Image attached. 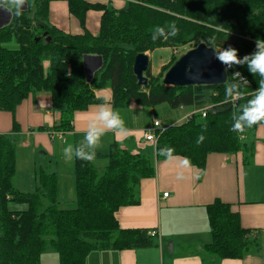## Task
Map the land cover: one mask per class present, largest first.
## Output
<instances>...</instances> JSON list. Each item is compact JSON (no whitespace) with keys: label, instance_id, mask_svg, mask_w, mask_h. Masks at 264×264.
<instances>
[{"label":"trees","instance_id":"trees-1","mask_svg":"<svg viewBox=\"0 0 264 264\" xmlns=\"http://www.w3.org/2000/svg\"><path fill=\"white\" fill-rule=\"evenodd\" d=\"M54 1L33 0L20 16L13 12L10 23L0 28V111L13 115L32 94L47 93L60 114L53 129L66 134L73 130L75 114L103 102L96 90L111 91L110 104L115 111L126 110L131 102L146 108L166 105L196 111L212 105L213 110L205 118L195 113L187 121L166 127L153 156L131 153L112 142L97 150L92 162L74 158L75 199L64 208L57 200L56 177L44 166L34 171L32 193L14 187L16 145L10 136L1 135L0 264H40L39 259L50 248L58 264H86L95 250L151 246L153 240L146 230L121 229L116 215L120 209L141 202V181L155 176V160L165 159L157 155L158 150L171 147L174 156L189 158L198 170L205 168L210 154L241 153L243 163H247L256 129L262 127L264 132V124L245 128L243 138L232 130L233 112L251 99L258 87L259 76H252L246 65L229 70L227 82L215 86H164V74L179 60L174 55L156 77L148 68L144 73L146 87L137 85L132 72L137 54L162 48L177 50L195 41H204L216 50L231 46L241 58L251 54L256 39L264 40V0H127L125 8L118 11L86 0H64L69 14L83 29L85 13L102 12L97 34L84 30L79 36L48 24L49 4ZM171 24L178 29L176 36L151 39L157 26L167 33ZM221 25L222 31L218 30ZM86 56L102 60L90 81L83 65ZM234 71L248 83L234 80ZM232 82L241 83L243 94L233 104L225 97V86ZM13 131H18L16 122ZM201 135L204 140L197 144ZM17 206L25 209L13 208ZM205 211L212 240L202 247L203 253L221 260H239L247 252L260 250L259 232L244 228L232 205L216 199Z\"/></svg>","mask_w":264,"mask_h":264},{"label":"crops","instance_id":"crops-1","mask_svg":"<svg viewBox=\"0 0 264 264\" xmlns=\"http://www.w3.org/2000/svg\"><path fill=\"white\" fill-rule=\"evenodd\" d=\"M86 1L89 4L105 5L116 11L124 9L128 2L127 0ZM32 2L33 0H26L24 10L27 4ZM85 14L83 29L78 20L69 14L67 2L56 0L49 4L48 24L73 36L82 35L84 30L92 35L97 34L102 12L88 11ZM11 15L12 13L0 9V28L10 23ZM158 51L169 52L166 62L168 63L173 54L172 50L162 48ZM145 55L149 58L151 53L146 52ZM44 65L46 66V63ZM83 65L88 81L102 66L97 56L84 57ZM163 65L160 66L158 73L150 68L151 76L156 77ZM94 93L103 100L106 97L108 103H111L112 93L109 89L96 90ZM129 108L136 111L141 106L131 102L127 109ZM138 110L136 112H140V109ZM15 111L13 115L0 111V136H10L16 145L15 174L12 178L14 187L19 192L32 193L35 189L34 171L37 167L44 166L56 177L59 205L72 204L74 202L73 159L68 160L72 162L71 171L68 169L64 171L55 157L57 153H62L63 156L62 150L68 144L76 145L83 139L85 114L94 112L95 107L92 106L86 112L75 114L71 123L73 130L64 134L60 140L52 138V134L57 132L53 127L58 124L60 114L47 93L32 94ZM194 111L196 110L191 108L190 112L184 114L180 120L184 121L186 115ZM154 120L160 121L157 117L154 119L152 117L141 132L133 131L132 126L125 124L128 133L124 137L118 138L111 132L107 133L97 150L115 142L121 149L131 153L153 155V147L144 140L143 132ZM14 122L18 126L17 132L13 131ZM160 123L162 125L161 121ZM40 128L44 129L38 130ZM67 136L74 138V142L65 139ZM263 140V129L258 127L254 142L256 143L255 158L247 163H243L241 153L237 156L210 154L203 170L193 166L187 169L180 168L178 160L168 162L164 159L157 162L155 176L140 183L138 195L141 202L137 206L120 209L116 215L121 229L157 231L158 236L152 239L153 244L122 251L95 250L89 254L86 264H264ZM49 160L54 162V167L50 171ZM180 173H183V179L178 178ZM163 193H168V197L163 198ZM216 199L232 205L233 210L239 214L244 228L259 232L261 246L259 251L247 252L239 260H221L203 253L202 247L212 240L205 209ZM39 260L40 264H58L56 253L51 251L45 252Z\"/></svg>","mask_w":264,"mask_h":264},{"label":"clouds","instance_id":"clouds-1","mask_svg":"<svg viewBox=\"0 0 264 264\" xmlns=\"http://www.w3.org/2000/svg\"><path fill=\"white\" fill-rule=\"evenodd\" d=\"M26 0H0V9L8 13L20 16ZM169 32L165 28L157 26L151 35L153 41L165 36H176L178 29L174 24L169 25ZM218 30H223L222 25ZM209 43H212L211 41ZM207 48V47H206ZM215 59L224 67L225 73L237 66H247L248 72L256 77L259 76L258 87L252 93V98L246 103L239 105L237 110L232 114V130L242 133L245 128H251L257 124H264V40L257 38L255 41V50L242 58L238 55V50L229 46L220 47L219 50L212 49ZM234 80L247 82L239 71L232 73ZM240 82L228 83L225 86V97L227 101H236L243 98L240 90ZM95 111L85 114V128L83 139L76 145L68 144L63 148V155L66 159H79L82 161L92 162L95 160L96 151L101 147L102 138L109 132L116 137H124L128 133L125 122L119 112L115 111L105 97L103 102L95 105ZM151 139V136L148 137ZM203 135L197 139V144L202 143ZM174 149L168 146L158 150L157 155L165 157L168 162L179 161V167L187 169L191 167L190 160L187 157L174 156ZM183 179V173L178 175Z\"/></svg>","mask_w":264,"mask_h":264},{"label":"water","instance_id":"water-1","mask_svg":"<svg viewBox=\"0 0 264 264\" xmlns=\"http://www.w3.org/2000/svg\"><path fill=\"white\" fill-rule=\"evenodd\" d=\"M8 24V22H7ZM5 24V25H7ZM37 39L36 41H38ZM50 39L48 38V41ZM207 47V48H206ZM213 48L204 43L189 50L177 60L172 67L164 74L162 84L166 87H187V86H215L227 82V73L214 57ZM102 65V60L97 57ZM149 58L145 53L135 56L132 72L137 79L138 86L146 87L148 79L144 73L149 68ZM86 74V73H85Z\"/></svg>","mask_w":264,"mask_h":264},{"label":"rangeland","instance_id":"rangeland-1","mask_svg":"<svg viewBox=\"0 0 264 264\" xmlns=\"http://www.w3.org/2000/svg\"><path fill=\"white\" fill-rule=\"evenodd\" d=\"M201 43H204V41H195L193 42L192 45L190 46H185L182 48H179L177 50H172L174 56L178 57V59L184 55L186 52H188L189 50H191L192 46L195 45H199ZM205 44V43H204ZM169 58V52H159L157 51H153L151 52V55L149 57V63H150V68L152 71H154L155 73H158L159 68L161 65H163L164 63L167 62ZM140 107V106H139ZM138 109H140V112H136L139 111ZM136 109H127L126 110H116L117 112L120 113V115L122 116V119L124 120L126 126H132L133 127V131H143L144 126L148 125V123L150 122L151 118L153 117H157L161 122L162 125L164 126V128L170 126V125H174V124H179L181 122H184L181 119V117L184 116V114H186L187 112H190L191 108H183L180 106V108L177 109H171L168 108L166 105H159L157 107H153V109L150 108H145V107H141ZM128 110V111H127ZM187 121V120H185ZM70 136L65 137V139H67L69 142H74V138H69ZM264 142V140H263ZM58 144V143H57ZM256 144V143H255ZM57 146H55L56 149ZM154 150V149H153ZM255 145H254V149L252 151L251 155H247V160H251L253 161L255 158ZM154 155V153H153ZM151 155V156H153ZM57 158V162L59 164V166L61 167L62 170L66 171L68 169V171H71V161H68V159H66L64 157V155L62 156V153H57L56 157ZM157 162H160V160L156 161L155 160V169H156V165ZM54 167V162L49 160V165H48V169L49 171ZM67 196L69 197V195L67 194ZM72 198L74 201V190L72 191ZM71 203H65L64 205H60V207L64 208V207H70ZM14 209H25L24 206H17V207H13ZM51 251L52 253L53 250L47 249L46 252Z\"/></svg>","mask_w":264,"mask_h":264},{"label":"built area","instance_id":"built-area-1","mask_svg":"<svg viewBox=\"0 0 264 264\" xmlns=\"http://www.w3.org/2000/svg\"><path fill=\"white\" fill-rule=\"evenodd\" d=\"M221 67L224 70V67L222 65H221ZM241 82H243V81H241ZM247 83L248 82H243V84H247ZM231 103L233 104V103H235V101L234 102L231 101ZM212 110H213V106L212 105H207L206 107H203V108H201V109H199L197 111H194V112L189 113L188 115H186L185 120H189L192 117V115L195 114V113H199V114H201V117L205 118L206 114L209 111H212ZM164 129L165 128L161 125L160 121L154 120L152 122L151 126L149 128H147L143 132V138H144V140L146 142L150 143L152 145V147H153L154 150L156 148L155 146H157V142H158L159 136H160L161 132L164 131ZM64 134L65 133H63V132H56V133L52 134V138L53 139L60 140V139H62V136H64ZM239 134H240V137L243 138V132L242 133H239ZM149 136H151V139L148 138ZM162 197L163 198L168 197V193H163L162 194ZM147 234L152 239H154V238H156L158 236V232L157 231H150Z\"/></svg>","mask_w":264,"mask_h":264}]
</instances>
